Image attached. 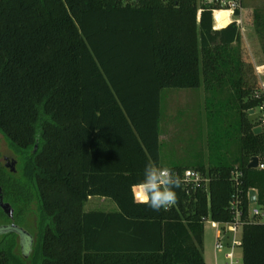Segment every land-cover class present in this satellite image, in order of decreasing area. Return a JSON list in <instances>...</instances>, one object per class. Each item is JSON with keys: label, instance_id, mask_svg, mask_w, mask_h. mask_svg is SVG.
<instances>
[{"label": "trees", "instance_id": "trees-1", "mask_svg": "<svg viewBox=\"0 0 264 264\" xmlns=\"http://www.w3.org/2000/svg\"><path fill=\"white\" fill-rule=\"evenodd\" d=\"M253 18L264 39V12ZM240 42L195 0H0V134L20 166L0 184L14 203L37 202L34 264H205L203 222L230 219L233 166L264 196V170L247 168L264 140L244 117L256 77ZM202 85L227 89L241 112L240 159L190 166L209 174L208 191L180 183L176 203L155 211L132 188L150 162L161 167L160 91ZM91 196L116 210H84ZM240 248L242 264H264V224L244 225Z\"/></svg>", "mask_w": 264, "mask_h": 264}, {"label": "rangeland", "instance_id": "rangeland-1", "mask_svg": "<svg viewBox=\"0 0 264 264\" xmlns=\"http://www.w3.org/2000/svg\"><path fill=\"white\" fill-rule=\"evenodd\" d=\"M264 12V0H241V16L243 32H241L240 48L243 60L253 78L255 65L264 66L263 46L264 39L255 31L254 13ZM212 101L219 107L218 112H211L208 116L205 108L206 101ZM230 92L217 88L215 91L207 90L202 86L191 89L164 88L160 91V119H159V165L166 167L170 164L181 166L231 164L240 157V124L241 112L231 106ZM221 103V104H220ZM233 103V102H232ZM220 104V105H219ZM211 108V107H210ZM257 114L244 113V117L253 122ZM211 139V147L208 140ZM36 149V144L34 145ZM0 153L13 154L15 162L14 177H19L20 166L17 152L7 139L0 134ZM240 159V158H239ZM18 161V162H17ZM240 161V160H239ZM17 162V164H15ZM98 198V197H95ZM109 202L114 204L110 199ZM15 203L17 224L22 226L35 242L37 235V202L31 199L25 203ZM257 206V205H252ZM84 210H107V206L96 205L95 201H86ZM208 217L203 222L202 254L205 264H225L224 251L215 250V228L210 224ZM7 222L0 213V224ZM240 237V232L236 235ZM0 247L5 253V264H34V255L30 251L22 257L19 241L14 235L4 236L0 239ZM235 259L241 261V248L234 250Z\"/></svg>", "mask_w": 264, "mask_h": 264}, {"label": "built area", "instance_id": "built-area-1", "mask_svg": "<svg viewBox=\"0 0 264 264\" xmlns=\"http://www.w3.org/2000/svg\"><path fill=\"white\" fill-rule=\"evenodd\" d=\"M118 1L122 3H136L141 0ZM159 1L169 3L175 0ZM195 5L197 13L204 9L211 12L213 29H221L233 24L240 33L243 32L241 0H195ZM222 12H225L227 17V23L225 25H222L218 18V15ZM254 68L256 83L252 89L251 98L254 100L255 106L251 109L253 110L252 114L255 113L257 115L255 121H253L255 123L253 127H260L259 134L264 140V66L255 65ZM253 156L257 157V164L256 167L250 169L264 170V148L258 155ZM171 170L179 177L181 185L186 192L197 188L206 192L208 191L210 176L207 172H202L195 167H185L181 171L176 169ZM243 178V170L238 165H234L230 170V181L233 189L226 206L230 214V219L221 222L211 219L209 221L215 228V250L224 251L223 257L226 260L225 264H239L238 260L235 259L234 250L236 247H240L243 226L246 224H264V196H261L259 191L254 187L242 188ZM250 190H254L253 201L249 197ZM254 204L257 206L251 207ZM239 232L240 237L237 238L236 235Z\"/></svg>", "mask_w": 264, "mask_h": 264}, {"label": "clouds", "instance_id": "clouds-1", "mask_svg": "<svg viewBox=\"0 0 264 264\" xmlns=\"http://www.w3.org/2000/svg\"><path fill=\"white\" fill-rule=\"evenodd\" d=\"M144 177V180L136 186L143 193L141 203L155 211L167 209L176 203L175 189L180 186L181 181L171 169L157 167L150 162L145 167Z\"/></svg>", "mask_w": 264, "mask_h": 264}, {"label": "water", "instance_id": "water-1", "mask_svg": "<svg viewBox=\"0 0 264 264\" xmlns=\"http://www.w3.org/2000/svg\"><path fill=\"white\" fill-rule=\"evenodd\" d=\"M253 112L252 109L248 110V113L251 114ZM252 132L254 134H258L260 132V127L256 126L252 128ZM257 164V157L252 156L250 158V161L247 163V168H254L256 167ZM1 192V188H0ZM249 197L253 201L254 200V190L249 191ZM0 208L2 211L8 216L12 217V207L10 204L3 202L2 201V196L0 194ZM7 232H15L16 234L19 235L20 242H19V247L21 250L22 256L26 257L31 250V245H32V237L31 235L22 227H19L17 225H9V226H0V235L7 233Z\"/></svg>", "mask_w": 264, "mask_h": 264}, {"label": "flooded vegetation", "instance_id": "flooded-vegetation-1", "mask_svg": "<svg viewBox=\"0 0 264 264\" xmlns=\"http://www.w3.org/2000/svg\"><path fill=\"white\" fill-rule=\"evenodd\" d=\"M16 157V156H15ZM14 155L13 154H8L7 155H2L0 153V175L5 173V174H10L12 177H14L15 175V171H14V167L13 164L11 163V161H13V163L16 161ZM17 159L19 161V158L17 156ZM17 161V162H18ZM17 162L15 164H17ZM0 188H1V196H2V201L3 202H6L8 204H10V206L12 207V217H8L3 211L2 209L0 208V213L4 216V218L6 219L7 222L3 223V224H0V226H9V225H17L19 227H22L20 226L19 224H17V218H16V212H15V201L13 199V197L11 196V192L10 193H6V190L4 188V186L2 184H0ZM8 235H14L15 237H17L18 241L20 242V238H19V235L16 234L15 232H7V233H4V234H1L0 235V239L4 236H8ZM32 237V236H31ZM1 241V240H0ZM33 243V241H32Z\"/></svg>", "mask_w": 264, "mask_h": 264}, {"label": "crops", "instance_id": "crops-1", "mask_svg": "<svg viewBox=\"0 0 264 264\" xmlns=\"http://www.w3.org/2000/svg\"><path fill=\"white\" fill-rule=\"evenodd\" d=\"M160 135V134H159ZM172 165H177V164H170L169 166H166V167H163V166H161V167H163V168H169L170 166H172ZM132 191H133V193H134V197H135V200H137V201H141V199H142V197H143V193L136 187V186H134L133 188H132ZM95 197H98V196H91V197H89L88 199H87V201H92V200H94L95 201V203H96V205H105V206H107V210H103V211H114V210H116V206H115V204H111L110 202H109V199L108 198H105V197H98V198H95ZM216 261H217V258H216V256H215V258H214V264H217L216 263Z\"/></svg>", "mask_w": 264, "mask_h": 264}, {"label": "bare ground", "instance_id": "bare-ground-1", "mask_svg": "<svg viewBox=\"0 0 264 264\" xmlns=\"http://www.w3.org/2000/svg\"><path fill=\"white\" fill-rule=\"evenodd\" d=\"M218 18H219V22L222 24V25H225L227 23V17H226V13L225 12H222L218 15Z\"/></svg>", "mask_w": 264, "mask_h": 264}]
</instances>
